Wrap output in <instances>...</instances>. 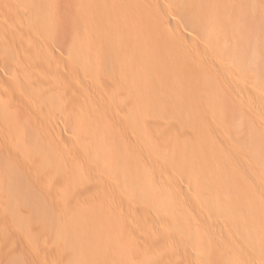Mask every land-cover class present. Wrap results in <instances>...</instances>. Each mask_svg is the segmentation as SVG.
Masks as SVG:
<instances>
[{"label":"bare ground","instance_id":"bare-ground-1","mask_svg":"<svg viewBox=\"0 0 264 264\" xmlns=\"http://www.w3.org/2000/svg\"><path fill=\"white\" fill-rule=\"evenodd\" d=\"M0 71L20 264H264V0H0Z\"/></svg>","mask_w":264,"mask_h":264},{"label":"rangeland","instance_id":"rangeland-1","mask_svg":"<svg viewBox=\"0 0 264 264\" xmlns=\"http://www.w3.org/2000/svg\"><path fill=\"white\" fill-rule=\"evenodd\" d=\"M0 73H1V71H0ZM3 73V72H2ZM0 90H2V89H0ZM2 94V95H1ZM5 93H4V91L2 92H0V108L2 107V104L4 103L3 101H5V99L3 100V98L2 97H4L5 95H4ZM2 96V97H1ZM4 104H6V103H4ZM3 104V105H4ZM4 107V106H3ZM5 109V108H4ZM4 109H0V110H4ZM4 112L6 113V111H2V113H1V111H0V128H3L4 126V128H6V125L8 124L7 122L5 123V121H6V118H5V114H4ZM263 111H260V113L259 112H257L256 114H255V116H257V117H255L256 118V120L259 122V124H260V122H262L260 119H262L263 120V122H264V112L262 113ZM4 114V115H3ZM263 114V115H262ZM262 116V117H261ZM4 119H5V121H4ZM262 122V124H264ZM3 126V127H2ZM3 128V129H4ZM257 129V128H256ZM252 130V131H254V133H252L253 135H254V137H252L251 136V140H253V142L256 140V141H259L258 139L259 138H257L256 139V137H257V135H259V134H261V135H264V133H263V129H262V132H261V130L260 131H258V130ZM222 131H220L219 130V132H217L219 135H220V138L222 139V141H221V139L219 140L220 141V143H222V145L224 144L225 146H227L226 144H230L229 142H230V140H227V138H225V135L226 134H228L226 131H224L223 130V132L221 133ZM256 132V133H255ZM259 133V134H258ZM257 134V135H256ZM227 136V135H226ZM264 137V136H263ZM229 139V138H228ZM264 139V138H263ZM227 140V141H226ZM251 140H246L247 142L246 143H248L247 145H250V142H251ZM255 141V142H256ZM234 143H236V142H234ZM252 155V157H250V158H252V159H254V157H255V155H253V154H251ZM250 155V156H251ZM256 158V157H255ZM127 192V191H126ZM0 206L1 207H5V204H4V201L0 198ZM16 244H17V242L16 241H9V242H7V246H8V248L6 247V250H8V249H11L10 247H16ZM1 245H3V244H0V264H20V260L18 259V261H17V258L18 257H14V255L15 254H18V251L16 250L15 251V249L14 248H12L11 250H13V252L11 251V253L10 252H7L6 250H5V248H2V246ZM10 251V250H9ZM15 251V252H14ZM7 252L9 255H11V256H9L7 253L5 254V253ZM3 253H4V255L5 256H7V257H5L4 255H3ZM13 253H15V254H13ZM13 254V255H12ZM18 256V255H17ZM15 259V260H14ZM16 263H15V262ZM18 262V263H17Z\"/></svg>","mask_w":264,"mask_h":264}]
</instances>
